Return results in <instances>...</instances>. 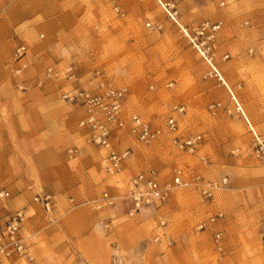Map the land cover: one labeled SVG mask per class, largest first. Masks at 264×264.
<instances>
[{"label": "rangeland", "instance_id": "374dc122", "mask_svg": "<svg viewBox=\"0 0 264 264\" xmlns=\"http://www.w3.org/2000/svg\"><path fill=\"white\" fill-rule=\"evenodd\" d=\"M215 1L0 0V46L26 49L21 72L13 65V51L0 54L4 61L0 93L43 89L38 77L52 69L57 76L46 80V89L50 93L61 89L60 96L73 86L64 73L72 67L79 89L94 94L106 87L126 90L124 112L136 113L157 128L164 126L174 108L183 107L182 114H175L181 135L202 137L194 155L177 152L166 132L150 145L128 136L112 139L117 153L130 151L115 177L104 171L103 152L86 156V162L99 161L101 171L94 180L106 182L110 190L103 188L100 194L112 195L113 206L67 208L72 219H60L58 229L53 226L59 218L50 216L46 254L36 264H264V18L259 22L262 30L251 32L256 22L247 19L250 8L241 12L240 0H228L232 9ZM220 12L226 20L216 17ZM204 25L219 26L212 43L204 46H211L208 58L254 134L221 82L208 77L211 69L194 47L206 42L207 31L196 35ZM179 26L195 39L193 45ZM4 80L10 83L3 85ZM215 104L220 108L213 113L209 108ZM76 112L73 116L66 111L67 116L51 123L60 121L64 131L54 140L76 139L81 145L75 156L65 152L72 162L83 160L79 150L94 151L82 136L74 135L81 117ZM0 117L8 120L6 108ZM174 169L207 181L226 179L227 187L211 200L193 187L177 188L163 206L130 212L124 199L130 178L152 170L160 184H168ZM6 185L7 181L0 182V191L9 193L8 202L12 197ZM25 185L17 183L19 190ZM218 213L219 222L197 230ZM217 230L224 237L220 254L212 242Z\"/></svg>", "mask_w": 264, "mask_h": 264}, {"label": "crops", "instance_id": "0c3cea01", "mask_svg": "<svg viewBox=\"0 0 264 264\" xmlns=\"http://www.w3.org/2000/svg\"><path fill=\"white\" fill-rule=\"evenodd\" d=\"M215 2L219 4L217 0ZM239 2L241 3L240 11L243 12L246 8H250L247 19L256 22L255 26H251L249 30L251 32L258 31V29L261 31L259 22L264 18V0H249V2L240 0ZM224 4L227 5L224 6L227 8L228 0H224ZM235 5L238 8L237 2ZM227 9H232V7ZM217 16L219 19H227V15L222 12L218 13ZM18 48L0 46V54L13 51L14 57ZM2 59L0 56V64L4 62ZM23 61L22 58L14 60L15 70L22 68L21 63ZM4 66L11 67L7 62L4 63ZM18 71L21 72L23 69ZM44 74L45 72L40 74L37 80V83L43 81L41 85L43 89L37 88L30 92L27 88L28 90L22 92L0 93V114L1 109L6 108L8 115V120L5 121L0 117V182L2 184L7 181V187H5L6 190L10 191L12 197L8 202V199L0 201V225L3 223L2 220L14 213V210L24 208L23 211L28 214V218L22 228L21 235L32 255L33 261L29 264H36L38 257L43 261L42 255L46 254V220L50 216L55 214L56 218H59L53 226L58 229L57 222L61 223L60 219H67L68 221L72 219L70 218L72 213L67 212V208H87L88 204L98 202L101 199V189H108L105 187L106 182L101 181L96 184L94 180V175H98L101 171L99 161L96 163L84 161L89 154L98 155L102 152L101 150L95 147H90L94 151H90V148L89 151L79 150L80 155L83 154L84 156L83 160L78 159L72 162L67 158L65 152L73 150L72 156H75L81 145L76 139L69 142L54 140V138L63 137L64 131L60 127V121L57 124H51L52 120L67 116L66 111L69 110L75 116L76 111L72 106L66 105L60 100L59 92L61 89L58 93L47 91L49 88L46 89ZM9 83V80L2 81L3 85ZM26 85L28 84L24 83L23 86ZM69 87V90L74 89L78 87V84ZM35 114L37 116L42 115L38 118L40 122L34 121ZM246 124L248 125V123ZM250 131L254 134L253 129ZM76 134L83 138L81 130L75 129L74 135ZM119 136L127 137L125 132H119L115 134L113 140ZM19 181L26 183L21 190L17 186ZM7 194L9 195L8 192ZM32 196L51 198L53 201L51 212L46 213L40 205L31 202ZM69 199H72L76 206L69 204ZM83 202L86 204L83 205ZM126 204L129 208V202ZM61 235L62 233L59 232V237Z\"/></svg>", "mask_w": 264, "mask_h": 264}, {"label": "built area", "instance_id": "2783aa9c", "mask_svg": "<svg viewBox=\"0 0 264 264\" xmlns=\"http://www.w3.org/2000/svg\"><path fill=\"white\" fill-rule=\"evenodd\" d=\"M219 5L223 7L224 0H217ZM171 8V4H166ZM171 16V15H169ZM172 17V16H171ZM219 29L217 27L209 28L207 25L202 26L196 33L197 36H204L207 31L206 42L201 45L194 46L207 64H211L208 58L211 46H204L206 43H212L213 34ZM190 37V36H189ZM193 45L194 40L188 38ZM26 54L25 47H19L14 54L15 60L23 58ZM212 65V64H211ZM208 77L219 78L215 71L212 70ZM66 80L71 85L76 83L72 67H68L65 71ZM56 72L52 69L45 71L44 80L55 78ZM43 81H38V85H42ZM220 82V81H219ZM222 84V83H221ZM127 91L106 87L99 93H90L75 87L61 93V100L72 106L73 109L81 113V117L77 122V128L83 132V142L85 145L95 147L101 150L105 156L103 158V166L105 173L110 177L117 176L122 171V166L129 158L130 151L117 153L112 145V139L115 134L125 132L136 143L142 145H150L155 142L164 132L170 135L171 146L179 153L194 155L201 146L202 137L200 135L182 136L175 114H182L183 107L174 108L172 114L166 119L162 128L153 126L150 122L145 121L140 115L131 113L124 115L123 105L126 101ZM220 108L215 104L210 106L209 110L213 113ZM237 113L239 111L236 110ZM73 150L69 151L72 155ZM193 187L199 191L200 195L207 200H211L216 192L222 191L227 187V180L221 179L218 182L207 181L197 175L188 176L183 170L174 169L172 179L168 184H160L154 171L148 170L141 172L128 181L125 190L124 199L131 206L133 214L144 208H159L163 206L170 197V193L177 189H187ZM9 195L0 192V201L7 200ZM113 198L108 193H103L98 202L90 203L91 208L97 210L102 208H110L113 206ZM33 203L40 205L46 213L52 210L53 201L49 197H34ZM69 203L73 206L74 201L69 199ZM83 205L86 202L82 203ZM222 219V214H216L210 217L206 222L200 223L197 230H203L207 225H215ZM1 220V219H0ZM0 225V264H29L33 261L28 246L25 244L21 235L22 228L26 221L25 212L19 211L10 214L6 219L2 220ZM163 225V224H162ZM159 237H157V241ZM214 249L220 254L224 252L223 232L218 230L213 234Z\"/></svg>", "mask_w": 264, "mask_h": 264}, {"label": "bare ground", "instance_id": "6f19581e", "mask_svg": "<svg viewBox=\"0 0 264 264\" xmlns=\"http://www.w3.org/2000/svg\"><path fill=\"white\" fill-rule=\"evenodd\" d=\"M179 28L184 33L185 37L190 38L189 35H188V33L185 31L184 28H182L181 26H179ZM209 65L211 66L212 70L216 72V74H217V76L219 78V81L222 83V85L224 86V88L227 90V92H228L231 100L234 103V108H236V110L239 111V113L241 114V116L246 120V122L248 123L250 129L252 130L253 128L250 126L249 121H248V118H247L245 112L243 111L242 107L240 106V104L235 99L232 90L230 89V87L228 86V84L226 83V81L222 78V76L219 74V72L217 71V69L215 67H213V65H211V64H209ZM124 115L127 116L129 114H127L126 112H124Z\"/></svg>", "mask_w": 264, "mask_h": 264}]
</instances>
